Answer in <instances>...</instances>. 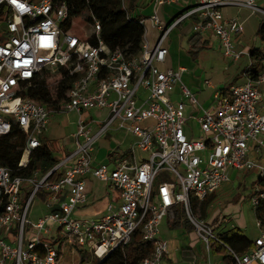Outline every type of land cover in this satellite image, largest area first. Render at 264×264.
<instances>
[{"label":"built area","instance_id":"obj_1","mask_svg":"<svg viewBox=\"0 0 264 264\" xmlns=\"http://www.w3.org/2000/svg\"><path fill=\"white\" fill-rule=\"evenodd\" d=\"M122 3L126 7L127 0ZM190 3L191 8L170 24L161 17L164 7ZM150 6L152 13L141 14L140 20L144 27L149 20L159 37L151 45L145 27L141 50L128 55L105 42L94 14L87 23L88 38L66 30L71 10L65 0H0V137L14 127L24 134L19 166L25 167L32 152L43 145L42 135L55 113L78 115L73 150L48 171L36 169L25 176L0 163V264H62L67 245L70 253L90 252L96 264H105L137 232L152 243L140 264H168L169 242L161 235L160 225L163 220L176 224L184 218L205 243L209 257L203 264H215L210 257L215 244L226 247L232 264H264L262 219L256 221L260 234L254 245L241 254L193 212L194 201L215 194L233 170L255 168L259 179H264L260 90L264 61L258 77L251 78V51L238 49L233 39L243 31L244 21L227 18L223 12L236 6L264 14V0H150ZM185 18L193 19L194 34L214 35L226 58H249L245 81L216 89L209 106L185 84V67L165 66L170 53L166 41ZM49 72L58 75L57 85L64 77L70 80L65 98L57 105L28 95L35 81ZM205 84L212 86L210 81ZM188 103L198 110V135L187 128ZM98 113L104 120L96 117ZM112 127L132 135V147L124 157L96 163L94 145ZM53 174L60 177L51 180ZM88 175L109 183L116 198L98 215L76 216L75 211L89 203ZM40 193L48 213L33 221L28 214ZM263 200L259 182L254 207ZM183 209L186 216L181 215ZM55 232L58 236L53 241L43 237ZM83 258L74 264H90Z\"/></svg>","mask_w":264,"mask_h":264},{"label":"rangeland","instance_id":"obj_2","mask_svg":"<svg viewBox=\"0 0 264 264\" xmlns=\"http://www.w3.org/2000/svg\"><path fill=\"white\" fill-rule=\"evenodd\" d=\"M192 3L182 4L173 7H164L161 9V17L168 24L174 18L178 17L185 10L191 8ZM143 15L148 16L152 13V8L150 5H146L143 9ZM230 12L233 17H239L240 19H246L244 23L243 32L233 36V39H241L242 44L239 46L240 50L244 48H254L260 47L264 51V42H262L257 36L258 26L262 19H264V14L261 12L252 13L249 8L231 7ZM130 13H134L132 10ZM142 15H139L141 18ZM142 16V17H144ZM167 16V17H166ZM190 23H193L192 18H185L181 24H178L175 29L169 35L166 45L172 50L170 53V59L167 61V67L179 68V66L186 67V72L184 73L183 80L185 84L195 92L201 103H206L210 105L212 102V93L222 87H228L230 84H234L236 79V74H239L244 67L249 64V58L246 55L238 61H232L226 58L223 51L215 43L205 44L201 48L198 54L191 52V46L189 42V34L186 30L190 29ZM88 30V25L83 26ZM145 27L147 29V38L151 45H154L159 37L158 31L152 27L149 20L146 21ZM47 83H50L51 88L55 91L57 84L55 83L59 77L55 73H44ZM238 83H243L245 81L244 74H240ZM234 80V81H232ZM206 81H210L213 87H209L205 84ZM261 92L263 90L261 89ZM55 93V92H54ZM263 104H264V92H263ZM187 113L191 116L188 121V126L194 129L195 134L200 133V127L195 124V116L198 114V110H195L193 105H189L187 108ZM99 120H104V116H96ZM78 115L74 112H65L62 114L55 113L50 121L48 129L42 135L43 141L48 145L53 153L54 157H58L59 153L62 152V147H67L72 134L77 129ZM115 125V124H114ZM113 125V126H114ZM96 131V130H95ZM123 130L112 129L108 130L104 135L100 136L96 144L94 145V157L99 154L100 150L108 149L110 147V142L116 141L121 137ZM130 140V139H129ZM132 140V139H131ZM139 157L143 156V153L138 150ZM253 157L259 160V155L253 151ZM52 168V167H51ZM50 168V169H51ZM40 173H44L42 168L37 169ZM49 170V169H48ZM47 170V171H48ZM171 179L172 176L168 175ZM88 182H91L97 191L107 192L104 184L93 176L86 177ZM260 182L258 171L253 169L247 170H233L230 172V180L225 182L221 188H219L214 196V198L206 204L205 208H202L201 204L198 203L197 207L194 209V213L197 217L203 218L210 222L211 219H216L213 228L216 233L230 228L231 226H241L243 231L251 238L257 235L256 221L258 219V209L254 207L253 197L256 195V184ZM157 184V183H156ZM260 187L264 189V186L260 184ZM28 187H25L27 190ZM107 203L105 201H95L93 204L86 207L77 209L75 211L76 216L91 217L100 214L104 211ZM48 213L44 199L37 195L32 202L28 218L37 221L40 217L45 216ZM182 215V214H181ZM183 216V215H182ZM223 217L232 218L229 223L218 225L222 221ZM186 219V218H184ZM165 234L167 237H171L172 232L170 228H165ZM172 229L178 232L180 237H176L182 240V237H186L187 241L184 242L191 246L195 253L197 254L198 263L207 261L209 254L206 250L204 241L198 236L195 227L190 221L187 223H181L180 225L173 226ZM28 230V228H27ZM62 236V234L60 233ZM58 236V232L43 234V237L48 240H55ZM182 236V237H181ZM86 256L90 264H96L97 258L93 253L87 252L83 254L82 252L70 253V247L67 245L65 247L64 255L61 258L62 264H74L80 261L81 257ZM211 260L215 264H222L221 254H210ZM170 261L172 264H184L185 261L182 257L170 255ZM186 264V263H185Z\"/></svg>","mask_w":264,"mask_h":264},{"label":"trees","instance_id":"obj_3","mask_svg":"<svg viewBox=\"0 0 264 264\" xmlns=\"http://www.w3.org/2000/svg\"><path fill=\"white\" fill-rule=\"evenodd\" d=\"M65 1L71 10V19L66 26V30H70L81 38H88L86 36L87 31L83 26L88 25V21L92 20V14H94L101 22V36L111 48L123 49L128 55L139 53L145 33V27L139 15L143 14V9L146 5H150V0H127L126 7L123 6L122 0ZM131 10L134 11L133 14H129ZM185 12L186 10L183 13ZM178 17L174 18L170 23ZM257 36L264 42V19L261 20L258 26ZM91 40L94 42L93 39ZM189 42L191 52L194 54H198L199 50L207 44L199 34L194 33L189 36ZM251 55L253 63L250 70H248V74L251 78L255 79L263 68L264 51L260 47H254L251 49ZM69 87L70 80L64 77L56 86L55 91H53L47 83L45 76L41 75L35 81V85L29 89L28 95L47 105H57L65 98ZM53 92H55L54 95ZM24 143V134L16 127L9 134L1 136L0 163L13 168L15 173L25 176L31 175L34 170L39 168L47 171L57 163L58 159L53 156L48 145L43 142L42 146L32 152L28 164L25 167H20L19 162L23 154ZM123 155L121 157H124ZM59 177L60 175L53 174L50 179L55 180ZM260 184L264 186V179L260 180ZM40 196L43 199L45 198L42 193H40ZM198 203L201 204L202 208H205L208 199L201 202L195 200L193 211ZM257 209L258 218L264 221V200L256 207ZM182 215L186 216L184 209ZM188 221V219H185L182 223H187ZM219 236L225 244L241 254L247 252L254 245V242L239 227L219 233ZM151 249L152 243L143 240L140 233L137 232L128 244L124 247L116 248L105 261V264H140L143 258L150 253ZM212 252L221 254L225 264H232L231 256L224 245H213ZM183 259L193 262L197 261V254L192 249H184ZM83 260L84 258L82 257Z\"/></svg>","mask_w":264,"mask_h":264},{"label":"crops","instance_id":"obj_4","mask_svg":"<svg viewBox=\"0 0 264 264\" xmlns=\"http://www.w3.org/2000/svg\"><path fill=\"white\" fill-rule=\"evenodd\" d=\"M231 7H233V6L226 7L223 10L225 17H227V18L233 17L232 14H231V12H230V10H229ZM240 8H244V7H240ZM246 19L247 18L242 19L244 21V23H245ZM186 32L189 35L193 34V32H192V23H190V29L189 30H186ZM235 37H236V35H235ZM202 39L204 41H206L207 44L210 43V42H212V43H215L217 46H219V43H218L217 38L214 35H212V34L211 35H208L206 38H202ZM241 41H242L241 39H237V40L235 39V42L237 44L238 49H239V46L242 44ZM262 48H261V50L263 51ZM244 49H248V48H244ZM251 49L252 48H250L249 50L251 51ZM169 50H170V53H172V50L170 48H169ZM170 53H169V56H168V60L167 61H169V59H170ZM179 67H184V66H179ZM246 67H244V69L239 74L234 75V76H236V79H235L236 82H234V83H237L238 84L237 79L241 78L240 77V74H244V76H245V68ZM183 77H184V74H183ZM232 81H234V80H232ZM211 87H213V86H211ZM261 89L264 92V85H262L260 87V90ZM263 92H261L262 96H263ZM213 93H212V95H213ZM204 105L205 106H209V105H207V102L204 103ZM262 105H263V108H264L263 101H262ZM187 114L189 115V113H187ZM195 124L198 125L196 123V120H195ZM188 125L189 124L187 123L188 130H193L192 135H198V134H195L194 133V129H192V127H190ZM73 134H72V136H73ZM72 136L70 138L69 143L67 144V147H64V148L62 147V152H58L59 153V156L56 157L58 160H60L61 158L65 157L67 154H69L73 150L74 143H73V137ZM134 140H135V138L132 135L127 134V133H125L123 131V133H121V137L118 140L110 142V147L108 149H106V150L103 149V150H100L99 151V154L95 157V159H96L95 162L96 163H99V162L111 161V160H114V159H117V158L121 157L123 154L124 155H127L128 152H129V149L132 147V143L134 142ZM64 170H65V167L62 168L61 172H63ZM88 176H90V175H88ZM102 183L104 184V186H105V188L107 190V192H105V193L104 192L101 193L100 191H97L94 188V186L92 185V183L87 181V191H88L89 203L86 206L93 204L95 201H102V200L105 201L106 203H108L111 200H113V199L116 198V192L110 187V184L109 183H105V182H102ZM215 194H213L212 196H210L208 198V200L210 199L209 202L214 198ZM215 220L216 219L214 218V219H211L210 222H208V221L207 222L209 224H211L212 226H214L215 225V222H216ZM230 220H232V218H228L227 217V221H223V218H222V221H220L218 223V225L227 224V223L230 222ZM182 222L183 221L180 220L176 224H170L167 221L163 220L162 223H161V225H160L161 235L164 238H166L168 240V242H169V253L167 254V262H168V264H172V261H170V255H173L174 257L177 256L178 258H180V257L183 258V250L184 249H192V250H194L191 246H189L188 244L185 243L187 241V238L186 237H182L181 236L182 237V240H179L178 241V239L176 237H180V235L178 234L177 231H175V229H172L173 226L180 225ZM167 227L171 229V232H172L171 237H167L166 234H165V230H166L165 228H167ZM234 227H239L243 231V228L241 226H238L237 225V226H231L230 228H227V229L221 231L220 233L225 232V231H228V230H230V229H232ZM256 227H257V225H256ZM257 231H258L257 232V235L254 238L249 237L245 231H243V232L245 233V235L250 240L254 241V239L260 234V229L258 227H257ZM184 240H185V242H184ZM184 261H185L186 264H203L205 262L204 260L202 262H200V263H198V261H194L193 262L191 260H184ZM222 262H223L222 264H225L223 260H222ZM254 264H260V263L255 262Z\"/></svg>","mask_w":264,"mask_h":264},{"label":"snow or ice","instance_id":"obj_5","mask_svg":"<svg viewBox=\"0 0 264 264\" xmlns=\"http://www.w3.org/2000/svg\"><path fill=\"white\" fill-rule=\"evenodd\" d=\"M13 2H15V0H13Z\"/></svg>","mask_w":264,"mask_h":264}]
</instances>
